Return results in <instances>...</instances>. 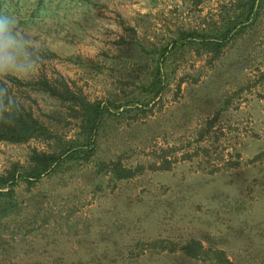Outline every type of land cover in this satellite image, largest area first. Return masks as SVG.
I'll return each mask as SVG.
<instances>
[{"label": "rangeland", "instance_id": "1", "mask_svg": "<svg viewBox=\"0 0 264 264\" xmlns=\"http://www.w3.org/2000/svg\"><path fill=\"white\" fill-rule=\"evenodd\" d=\"M6 13L45 59L6 81L42 129L0 140V264H264V0Z\"/></svg>", "mask_w": 264, "mask_h": 264}, {"label": "clouds", "instance_id": "2", "mask_svg": "<svg viewBox=\"0 0 264 264\" xmlns=\"http://www.w3.org/2000/svg\"><path fill=\"white\" fill-rule=\"evenodd\" d=\"M15 14H0V123L14 124L21 114V106L11 94L6 81L10 77L32 78L43 65L44 56L37 55L31 39L20 31ZM15 109V116L8 107Z\"/></svg>", "mask_w": 264, "mask_h": 264}, {"label": "trees", "instance_id": "3", "mask_svg": "<svg viewBox=\"0 0 264 264\" xmlns=\"http://www.w3.org/2000/svg\"><path fill=\"white\" fill-rule=\"evenodd\" d=\"M14 81L20 82L18 79ZM155 83H158V77L151 84ZM81 110L83 115V124L88 126L89 129H95L100 122L104 108L99 102L87 104L81 103ZM8 112L12 113L13 117L15 116V109H13L11 106H9ZM39 128H41L39 122L34 117H32L29 112L21 109V114L16 119L14 124L0 123V140L24 141L33 137L35 133L38 132ZM8 193H11V191ZM2 194L3 193L0 191V195Z\"/></svg>", "mask_w": 264, "mask_h": 264}]
</instances>
